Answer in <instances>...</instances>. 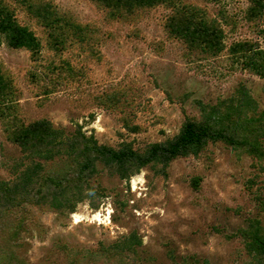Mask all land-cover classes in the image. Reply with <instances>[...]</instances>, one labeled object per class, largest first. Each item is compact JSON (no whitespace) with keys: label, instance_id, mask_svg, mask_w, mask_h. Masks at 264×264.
I'll return each instance as SVG.
<instances>
[{"label":"rangeland","instance_id":"obj_1","mask_svg":"<svg viewBox=\"0 0 264 264\" xmlns=\"http://www.w3.org/2000/svg\"><path fill=\"white\" fill-rule=\"evenodd\" d=\"M52 2L64 17L95 23L91 30L97 32L94 46L100 57L83 53L85 42L60 57L49 47L44 29L25 11H17L19 21L30 26L42 43L36 60L25 49H13L5 40L0 43V63L14 79L19 91L15 105L27 121L48 117L68 134L80 125L86 136L94 135L101 144L116 147L126 140L143 148L176 135L188 116L199 117L198 100L215 104L231 97L239 84L248 87L264 108V77L245 69L241 61L234 62L227 49L204 59L182 41L169 38L163 23L170 9L155 7L130 22L122 17L107 19L105 10L93 0ZM180 2L194 3L218 17L227 47L254 40L264 48V16L248 21L247 0ZM60 60L74 66V75L63 64V80L57 81L58 71L51 70ZM117 88L126 94L117 109H105L93 100L96 94ZM122 113L140 126L139 132H128L122 126ZM20 154L6 139L0 121V179L11 178L1 164L2 157ZM156 170L149 165L129 181L99 175L94 185L100 184L106 196L97 209L89 199L78 203L68 216L33 209L34 225L24 239V256L31 264H71L59 245L96 250L101 243L109 245L136 232L142 240L136 254L140 264L251 262L239 230L247 228L251 219L264 220V171L255 158L238 155L218 142L210 143L199 156L175 159L166 176ZM195 178L197 188L192 185ZM76 213L82 216L80 222L75 221ZM98 213L101 217L97 219L94 215ZM116 261L87 259L83 264Z\"/></svg>","mask_w":264,"mask_h":264},{"label":"trees","instance_id":"obj_2","mask_svg":"<svg viewBox=\"0 0 264 264\" xmlns=\"http://www.w3.org/2000/svg\"><path fill=\"white\" fill-rule=\"evenodd\" d=\"M93 1L105 10L107 19L122 17L130 22L140 18L144 11L164 6L170 9L163 23L169 38L182 41L188 50L198 51L204 59L215 58L227 49L234 62L241 61L245 69L264 77V48L254 40L236 41L227 47L221 20L199 5L180 0ZM247 1L246 19L263 18L264 0ZM17 11H25L44 29L51 43L49 47L60 57L80 42L86 43L83 53L100 57L99 48L94 46L97 32L91 30L96 28L95 23L62 16L52 0H0V43L5 40L13 49L27 50L32 60L38 58L42 43L30 26L19 21ZM63 64L69 68V74L74 75V66L60 60V65L51 70L52 73L58 71L57 81L63 80L60 75L65 70ZM18 92L13 77L0 63V121L6 139L21 153L18 157L4 155L1 162L11 178L0 179V264H31L24 256L27 247L24 239L34 225L33 209L68 216L86 199L97 209L106 196L100 184L94 185L99 175L129 181L152 165L157 173L166 176L175 159L199 156L210 143L218 142L230 146L238 155L255 158L264 171V108L261 109L244 84L237 85L231 97L219 99L215 104L198 100L199 117L188 116L176 135L143 148H136L132 141L126 140L116 147L101 144L94 135L86 136L80 125L68 134L48 117L27 121L15 105ZM125 99L121 88L98 93L93 98L97 105L109 110L117 109ZM120 121L128 132L141 129L124 113ZM198 184L195 178L193 187L197 188ZM239 235L252 255L249 264H264V220L251 219L247 228L239 230ZM141 245V238L132 232L112 244L101 243L96 250L59 246L71 264H83L87 259L97 262L103 258H117L116 264H140L136 254ZM46 264L60 263L49 261ZM171 264L199 263L174 260Z\"/></svg>","mask_w":264,"mask_h":264},{"label":"bare ground","instance_id":"obj_3","mask_svg":"<svg viewBox=\"0 0 264 264\" xmlns=\"http://www.w3.org/2000/svg\"><path fill=\"white\" fill-rule=\"evenodd\" d=\"M134 183L136 184V180L134 181ZM74 216L76 217L75 218L76 222H80L82 220V216H80L79 214L76 213V214H74ZM94 217L98 219L99 217H101V213L94 215Z\"/></svg>","mask_w":264,"mask_h":264}]
</instances>
